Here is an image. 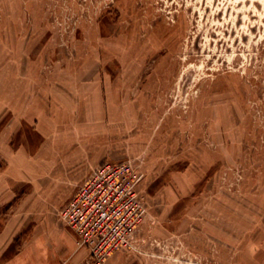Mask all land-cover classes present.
Returning a JSON list of instances; mask_svg holds the SVG:
<instances>
[{
    "label": "rangeland",
    "instance_id": "374dc122",
    "mask_svg": "<svg viewBox=\"0 0 264 264\" xmlns=\"http://www.w3.org/2000/svg\"><path fill=\"white\" fill-rule=\"evenodd\" d=\"M124 160L145 213L98 264H264V0H0V264H97L60 211Z\"/></svg>",
    "mask_w": 264,
    "mask_h": 264
},
{
    "label": "built area",
    "instance_id": "2783aa9c",
    "mask_svg": "<svg viewBox=\"0 0 264 264\" xmlns=\"http://www.w3.org/2000/svg\"><path fill=\"white\" fill-rule=\"evenodd\" d=\"M141 173L131 160L104 162L79 185L60 215L97 264L114 250L131 246L144 216L137 184Z\"/></svg>",
    "mask_w": 264,
    "mask_h": 264
},
{
    "label": "crops",
    "instance_id": "0c3cea01",
    "mask_svg": "<svg viewBox=\"0 0 264 264\" xmlns=\"http://www.w3.org/2000/svg\"><path fill=\"white\" fill-rule=\"evenodd\" d=\"M64 232L65 231L62 232V235L61 236H64V235L66 236V237L64 236L66 238L65 243L67 245L69 244V246H74L75 243L70 238L71 235L69 233L67 235V233L66 232L64 233ZM58 241H59V239H57V238L55 239L54 237L52 239L50 238V240L48 238L45 239V240H43L42 238H41V240H40V238H37L36 240H33V245H31V248L32 249H31V252H30V258H31V260H29V264H40L41 263L40 258L42 256L41 254L42 253L45 254L44 251H46V252L47 251H50L52 249V247H54L53 250L55 252V249L58 248ZM60 241L62 242L61 239H60ZM33 248L37 249V251L36 250L33 251ZM42 249H43V252H42ZM21 260H19L20 263H21Z\"/></svg>",
    "mask_w": 264,
    "mask_h": 264
}]
</instances>
